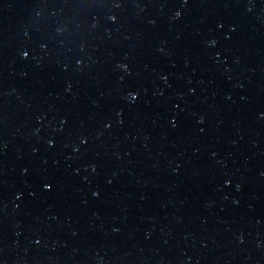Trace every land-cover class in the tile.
Returning a JSON list of instances; mask_svg holds the SVG:
<instances>
[{"label":"water","instance_id":"obj_1","mask_svg":"<svg viewBox=\"0 0 264 264\" xmlns=\"http://www.w3.org/2000/svg\"><path fill=\"white\" fill-rule=\"evenodd\" d=\"M0 264H264V0H0Z\"/></svg>","mask_w":264,"mask_h":264}]
</instances>
